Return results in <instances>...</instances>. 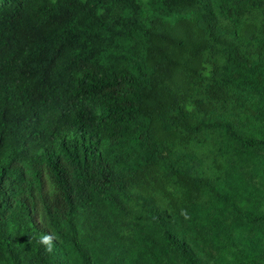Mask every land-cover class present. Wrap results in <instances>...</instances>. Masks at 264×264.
Returning <instances> with one entry per match:
<instances>
[{
  "label": "trees",
  "instance_id": "obj_1",
  "mask_svg": "<svg viewBox=\"0 0 264 264\" xmlns=\"http://www.w3.org/2000/svg\"><path fill=\"white\" fill-rule=\"evenodd\" d=\"M215 145L264 150V0H0V264H116L199 186L264 220Z\"/></svg>",
  "mask_w": 264,
  "mask_h": 264
},
{
  "label": "rangeland",
  "instance_id": "obj_2",
  "mask_svg": "<svg viewBox=\"0 0 264 264\" xmlns=\"http://www.w3.org/2000/svg\"><path fill=\"white\" fill-rule=\"evenodd\" d=\"M210 138L215 139L214 135ZM207 149L217 154L222 172L227 173L224 193L238 208L264 215V163L260 162L264 161V150H248L256 154L252 162L246 163L220 145L207 146L204 151ZM219 176L215 173L212 178L218 182ZM198 193L201 209L187 215L173 210L164 212L163 216L140 214L136 217L152 240L144 238L133 243L116 264H191L166 245L165 230L185 236L195 264H264V220L251 225L206 192L203 186H199ZM180 195L183 196V192ZM89 253L90 264H101V258H96L91 250Z\"/></svg>",
  "mask_w": 264,
  "mask_h": 264
},
{
  "label": "clouds",
  "instance_id": "obj_3",
  "mask_svg": "<svg viewBox=\"0 0 264 264\" xmlns=\"http://www.w3.org/2000/svg\"><path fill=\"white\" fill-rule=\"evenodd\" d=\"M53 237L52 236H49V235H46L44 237H42V240L41 242L48 246V250L51 251V241H52Z\"/></svg>",
  "mask_w": 264,
  "mask_h": 264
}]
</instances>
